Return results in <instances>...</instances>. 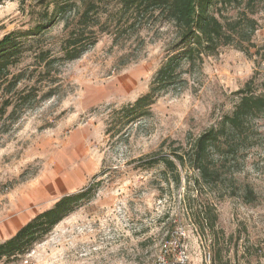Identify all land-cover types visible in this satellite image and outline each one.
<instances>
[{
	"label": "rangeland",
	"instance_id": "374dc122",
	"mask_svg": "<svg viewBox=\"0 0 264 264\" xmlns=\"http://www.w3.org/2000/svg\"><path fill=\"white\" fill-rule=\"evenodd\" d=\"M119 7L103 3L92 14L109 31L98 32L97 43L78 59L58 63L55 95L14 117L11 108L0 115V243L62 196L97 185L90 201L29 252L0 264H264V116L253 121L255 143L240 164H226L210 187L194 185L193 171L178 163L177 185L159 160L185 153L230 113L238 102L234 92L255 72L264 84V60L255 54L264 51V0L256 2L258 28L249 54L220 47L184 74V83L160 92L148 115L113 125L112 112L148 91L176 38L166 20H119ZM42 8L37 0H0V39L31 28ZM119 28L126 31L118 36ZM66 35L58 20L23 39L26 50L12 71L31 64L41 50L59 56ZM246 186L254 193L250 202ZM203 207L217 216L214 231L204 236L192 213Z\"/></svg>",
	"mask_w": 264,
	"mask_h": 264
},
{
	"label": "trees",
	"instance_id": "16d2710c",
	"mask_svg": "<svg viewBox=\"0 0 264 264\" xmlns=\"http://www.w3.org/2000/svg\"><path fill=\"white\" fill-rule=\"evenodd\" d=\"M79 1L80 4L78 0H37V5L43 8L36 23L24 32H10L0 39V115L11 108L9 117H14L42 98L56 94L57 86L52 84L56 79L54 69L57 65L78 59L97 43L98 32L109 31L106 24L92 16L103 3L115 1L120 6L119 20L126 16H148L150 19L166 20L176 29V38L156 70L148 91L133 103L114 110L109 119L113 125L115 122L128 124L148 115L149 106L160 92L184 83L183 75L199 68L204 57L217 54L220 47L232 46L247 54L250 47H255L252 36L258 28V22L253 17L257 0ZM230 8L236 10L234 16L222 14ZM58 20L63 21L67 31L61 54L53 56L50 50H41L35 54L31 64L13 72L12 68L20 63L26 50L23 39L38 37ZM132 26L131 23L126 28ZM123 27L125 25L120 26L121 29ZM120 28L115 30L118 36L121 31H126V28ZM255 54L264 60V51L260 53L257 49ZM257 74L255 72L243 87L234 92L238 102L233 110L195 138L185 153L173 152V159L166 156L159 158L171 171L172 180L177 185L180 183V172L176 163L193 171L194 185L210 187L221 179L226 164H240L246 150L254 145L253 121L264 116V91L260 90L264 84L258 82ZM96 186L90 184L80 192L64 195L50 208L35 215L12 237L0 243V259L14 261L29 252L77 206L90 201ZM253 195V190L246 186L245 199L250 202L254 199ZM192 213H196L193 218L197 217V227L203 236L205 231L209 234L214 231L217 218L214 209L196 208Z\"/></svg>",
	"mask_w": 264,
	"mask_h": 264
}]
</instances>
